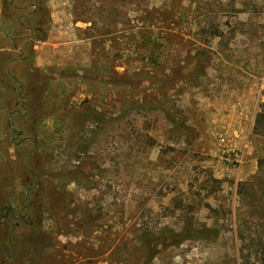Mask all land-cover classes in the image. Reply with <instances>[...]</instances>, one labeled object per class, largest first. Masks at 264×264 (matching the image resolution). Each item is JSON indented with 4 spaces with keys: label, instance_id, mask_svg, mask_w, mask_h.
Returning a JSON list of instances; mask_svg holds the SVG:
<instances>
[{
    "label": "rangeland",
    "instance_id": "rangeland-1",
    "mask_svg": "<svg viewBox=\"0 0 264 264\" xmlns=\"http://www.w3.org/2000/svg\"><path fill=\"white\" fill-rule=\"evenodd\" d=\"M0 264H264V0H0Z\"/></svg>",
    "mask_w": 264,
    "mask_h": 264
},
{
    "label": "trees",
    "instance_id": "trees-1",
    "mask_svg": "<svg viewBox=\"0 0 264 264\" xmlns=\"http://www.w3.org/2000/svg\"><path fill=\"white\" fill-rule=\"evenodd\" d=\"M35 6L36 7V5H32V4H29V6ZM30 13H28L27 15H25V16H28L27 18H29L31 15H29ZM32 15H34V12L32 13ZM25 16H21V17H23V18H25ZM27 18L26 19H24V21H26L27 20ZM25 24V23H24ZM41 25L38 23H36V27L33 29H31L32 31H31V33L33 34L34 32H38V33H41V35H40V38H38L37 39V42H44L45 41V33L43 32V29L40 27ZM193 61H194V65L196 64H198V69L200 70V69H202V65H200L198 62H196L195 63V59H193ZM204 68V67H203ZM197 69V70H198ZM198 72V71H197ZM200 72H202V71H200ZM259 117H261V115L259 116ZM261 165H262V163L260 162V167H261ZM9 214V213H8ZM31 222H32V227H35V228H37V227H39V225H40V221H39V214H34L33 215V218H31ZM149 236L148 235H146V236H143V237H141V242H146V238H148ZM148 242V241H147ZM148 244V243H147ZM25 258H26V260H25V262L26 261H28V258L30 259V261H31V257L30 256H25Z\"/></svg>",
    "mask_w": 264,
    "mask_h": 264
},
{
    "label": "built area",
    "instance_id": "built-area-1",
    "mask_svg": "<svg viewBox=\"0 0 264 264\" xmlns=\"http://www.w3.org/2000/svg\"><path fill=\"white\" fill-rule=\"evenodd\" d=\"M222 143L224 142V140L221 141Z\"/></svg>",
    "mask_w": 264,
    "mask_h": 264
}]
</instances>
